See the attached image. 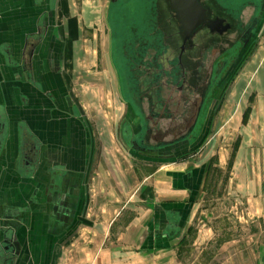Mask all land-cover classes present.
I'll use <instances>...</instances> for the list:
<instances>
[{"label": "flooded vegetation", "instance_id": "1", "mask_svg": "<svg viewBox=\"0 0 264 264\" xmlns=\"http://www.w3.org/2000/svg\"><path fill=\"white\" fill-rule=\"evenodd\" d=\"M161 1L110 0L106 11L109 52L126 108L119 137L132 158L153 170L188 161L204 145L231 84L264 29V0H199L205 18L189 34L168 0L164 17ZM53 66L61 70L58 60ZM60 77L48 80L42 92L40 126L45 140L38 142L23 132L24 172L32 178L23 199L16 196L0 208V213H10L0 235L8 253L0 258L1 264L27 258V249L34 253L37 238L28 221L41 228L44 263L51 224L84 213L94 145L89 124ZM2 127L0 123V131ZM152 208L164 213L150 233L154 243L177 238L187 213Z\"/></svg>", "mask_w": 264, "mask_h": 264}, {"label": "crops", "instance_id": "2", "mask_svg": "<svg viewBox=\"0 0 264 264\" xmlns=\"http://www.w3.org/2000/svg\"><path fill=\"white\" fill-rule=\"evenodd\" d=\"M73 7L78 8L75 0H0V123L3 125L0 131V208L8 206L16 196L23 199L29 192L28 184L32 176L24 172L27 167L23 162V132L26 131L38 142L43 137L40 126L41 106L42 92L47 89V81L59 75L63 88L70 89L64 64L73 58L74 43L78 38V17L72 14ZM64 20L66 33L61 29ZM55 60L60 62L61 70L53 66ZM32 75L34 82L30 81ZM254 118L249 116L244 128H253L256 122L262 124L259 115ZM76 130L80 128L76 127ZM247 137L245 130L235 151L229 181L232 190L244 201V212L256 213L258 218L261 216L264 219V145L250 147V138ZM210 141L209 135L204 145L188 157V161L161 164L145 176L142 172L148 168L143 165L122 168L115 164L114 168H108L110 178L101 182L103 187H107L105 196L108 198L101 204L102 209H110L118 202L117 191L127 193L132 190L134 194L140 191L137 199L131 201L125 198L122 207L115 213H75L62 223L51 224L52 229L48 230L51 242L44 263L40 261L41 228L38 223L32 224L33 220L28 221L26 225L34 229L37 238L33 246L35 251L30 254L27 249V258L16 264H49L53 241H56V246L61 245L69 232L72 234L78 231L84 224L93 235L103 234L101 241H90L93 245L89 249H100L113 235V247L110 249L138 250L145 247L155 250V254L147 257L148 260L163 257L164 253L160 250L173 249L187 234L196 210V200L205 190L213 155L204 162L193 156L198 153L200 157L203 147ZM215 152L220 153V150ZM141 183H144L145 188L138 189ZM144 202L146 206H143ZM153 205L161 207L168 214L173 211L187 213L188 221L180 237L163 241L160 245L154 243V235L150 236V233H153L156 220L164 213H155ZM137 209L148 213H139ZM9 214L0 213V235L4 223L10 219ZM3 244L0 242V258L8 254Z\"/></svg>", "mask_w": 264, "mask_h": 264}, {"label": "rangeland", "instance_id": "3", "mask_svg": "<svg viewBox=\"0 0 264 264\" xmlns=\"http://www.w3.org/2000/svg\"><path fill=\"white\" fill-rule=\"evenodd\" d=\"M75 1L78 8L73 7L72 14L78 17V38L74 43L73 58L68 59L67 64L64 62V72L74 102L90 126L94 145L84 213H115L125 198L134 201L140 191L135 194L132 190L127 193L117 191L118 202L103 210L101 204L108 198L105 196L107 187L101 182L110 178L108 168H114L115 164L124 168L141 163L131 157L119 137L126 108L109 52L110 26L106 11L110 0ZM164 2L162 0L161 4L166 17ZM66 28L64 20L61 29L65 33ZM258 115L262 118V126L256 122L253 128H244L249 116ZM244 129L247 139L250 138V147L264 145V29L226 94L222 111L210 131L211 141L203 147L200 157L198 153L193 156L204 162L213 155L210 159L212 169L204 192L196 200L187 234L180 243L173 249L160 250L164 256L153 261L147 257L155 254V250L145 247L110 249L113 235L100 249L94 250L89 249L93 245L90 241H101L103 234L93 235L84 224L78 231L69 232L61 245L56 246L53 241L49 264H264V219L258 218L256 213L244 212V201L232 190L229 181ZM219 150L220 153L215 152ZM153 169L149 166L142 173L147 174ZM138 187L145 188L144 183ZM142 204L146 206L145 202Z\"/></svg>", "mask_w": 264, "mask_h": 264}, {"label": "water", "instance_id": "4", "mask_svg": "<svg viewBox=\"0 0 264 264\" xmlns=\"http://www.w3.org/2000/svg\"><path fill=\"white\" fill-rule=\"evenodd\" d=\"M170 9L185 34L200 26L205 18V10L199 0H168Z\"/></svg>", "mask_w": 264, "mask_h": 264}]
</instances>
